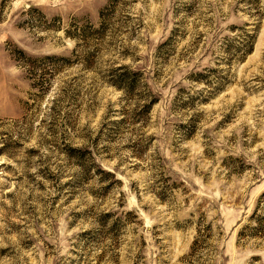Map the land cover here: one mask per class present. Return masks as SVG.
I'll return each instance as SVG.
<instances>
[{"label":"rangeland","instance_id":"374dc122","mask_svg":"<svg viewBox=\"0 0 264 264\" xmlns=\"http://www.w3.org/2000/svg\"><path fill=\"white\" fill-rule=\"evenodd\" d=\"M0 264H264V0H0Z\"/></svg>","mask_w":264,"mask_h":264},{"label":"trees","instance_id":"16d2710c","mask_svg":"<svg viewBox=\"0 0 264 264\" xmlns=\"http://www.w3.org/2000/svg\"><path fill=\"white\" fill-rule=\"evenodd\" d=\"M124 81H125V79H124ZM116 84H117V86H122L121 85L122 83H120V81H116Z\"/></svg>","mask_w":264,"mask_h":264}]
</instances>
